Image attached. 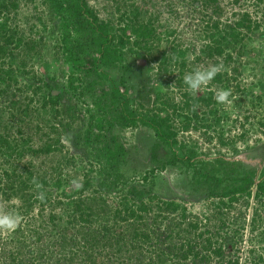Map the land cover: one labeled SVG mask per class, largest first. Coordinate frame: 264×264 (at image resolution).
Segmentation results:
<instances>
[{
	"label": "rangeland",
	"instance_id": "rangeland-1",
	"mask_svg": "<svg viewBox=\"0 0 264 264\" xmlns=\"http://www.w3.org/2000/svg\"><path fill=\"white\" fill-rule=\"evenodd\" d=\"M89 2L101 18H113L114 31H119L118 19L123 17L124 22H128L129 16L135 17L137 8L143 9L142 18L155 30L154 39L150 41L154 51L149 53L138 46H127L124 59L108 69L118 82L123 79L121 87L127 89L132 98L131 109L139 111L144 104L146 109L165 107L162 114H166L176 104L181 105L180 113L173 120L179 128L176 135L179 141L174 147L159 143L152 128L141 123L135 127L123 125L117 103L104 101L101 108L94 103V94L82 88L80 75L68 59L70 50L67 49H76V44L65 38L66 18L57 9L55 0H0V44L10 34L23 39V42L8 44L0 54V180L5 177L3 183L7 182L6 172L25 176L24 166L34 165L36 172L45 170L50 177L43 183V191L47 198H52L45 204L35 196L24 199L21 194L36 193L31 183L30 189L10 200L2 201L0 196V203L22 215L23 222L18 229L24 227L25 232L21 243L16 241L18 229L0 235V264H66V256L74 257L78 264H92V258L95 264H137L138 259L127 253H112L102 248L88 251L80 243L81 238H76L77 244L72 240L77 227L70 226L69 231L66 230L69 217L75 213L74 204L77 205L76 185L82 182L89 162L95 159L107 165L106 157L96 151L104 144L94 142L91 148L85 143L84 136L93 115L95 119H103V127L97 130L102 132L105 142L122 145L125 152L117 159L115 170L120 174L119 179L115 174L111 177L101 173L99 165H95L91 174L95 181L87 194L105 191L114 205L124 194L138 202L136 194L128 193L131 187H136L144 200H150L152 209L143 213L140 223L142 229L153 226L152 238L145 240L139 249L146 261L154 262L158 254L170 252L166 243L169 219L178 222L184 216L180 235L175 233L176 244L190 241L200 255L192 253L183 258L178 247L175 254L166 256L158 264H173L179 260L180 264H264V191L258 187L264 182V0ZM79 26L73 21L69 28L78 40L88 35L81 33ZM127 34L134 37L131 27L127 28ZM222 36L227 38L223 43L225 52L209 56L207 49ZM30 38L39 41L34 50L25 47V40ZM174 46L184 51L185 56L177 57ZM241 48L243 53H240ZM232 50H237L238 54ZM219 63L224 66L221 73H227L228 78L224 82L214 79L209 88L196 97L214 99V92L210 90L213 86L231 89L232 104L221 105L214 99L211 106L203 103L185 106L188 91L186 86L180 87L179 78L197 65ZM72 80L75 91L70 88ZM38 84L43 89L27 107L28 97L34 95L32 91ZM94 91L99 93L98 85ZM158 92L165 95L163 99L168 98V105L159 99ZM44 95L54 96L56 102L44 107L40 98ZM188 113L193 118L190 125L186 124ZM50 124H54L57 131L50 132ZM24 137H31L30 144L34 147L47 139L59 138L61 143L51 154L39 156L19 155L1 145L3 138L16 143ZM183 144L186 147L183 148ZM84 146L89 150L87 154L81 153ZM188 147L196 152L193 164L187 160ZM70 155L76 158L72 165L64 163ZM175 157V163L168 162ZM247 176L253 178L251 186L247 185ZM239 187L245 189L236 191ZM159 201L176 202L181 209L169 212L168 220L156 226L152 220ZM31 203L32 210L26 214L21 207ZM194 223L199 226L197 230L191 227ZM29 224L37 229L26 231ZM40 224L45 226L38 227ZM63 233L72 240L64 250L59 246ZM132 233L130 228L126 238ZM115 238L111 236L106 243L113 244ZM208 238H211V247L206 243ZM130 245L137 246L134 241ZM46 247L49 251L45 253L52 257H42L37 262L35 256ZM218 247L220 254L216 252Z\"/></svg>",
	"mask_w": 264,
	"mask_h": 264
},
{
	"label": "trees",
	"instance_id": "trees-1",
	"mask_svg": "<svg viewBox=\"0 0 264 264\" xmlns=\"http://www.w3.org/2000/svg\"><path fill=\"white\" fill-rule=\"evenodd\" d=\"M55 1L58 6L57 9L63 12V16L66 18L64 25L65 38L70 41L73 40L76 44V49H73V47L67 49L70 50L68 59L73 62L75 71L80 75L78 80L82 82V88L92 95L94 94V103L98 105L99 108L102 107L104 101L111 100L113 103H117L119 109L118 117L123 125L135 127L138 125V123H141L145 126H148L156 132L157 137L160 139L159 143H165L170 147H174L179 141L176 136L177 130L179 128H177L173 120L175 119V115H177V113H180L179 109L181 108V105L176 104L175 106H173L172 110L168 109L166 114H162L164 113L163 110H165V107L146 109L145 105L142 104L140 105L139 111L137 109H131L130 101L132 98L129 96L128 90H122L121 87L123 85V79L118 82V80L114 76H112L111 72L108 69V67L110 66L118 65L121 60L124 59V49L127 46L128 48H134V46H138L139 48L146 49L145 51H149V53H151V51H154L153 49L155 48H151L150 41L154 39L153 33L155 30L151 27L148 20L142 18L143 9L137 8L136 12L134 13L135 17L132 18L129 16L128 22H124L123 17L120 20L118 19V22L120 23L119 31H117V29L116 31H114L113 18H101L97 13V10L91 6L89 2L90 0H70L66 4L64 2H61L62 0ZM211 1L217 2L218 0ZM73 21L77 25H80L79 31H82L81 33H88L85 38H80L78 40V38L74 37L69 31V28L71 27ZM257 25L259 26V24ZM215 26L217 27L218 25L215 24ZM129 27H131L134 37L127 34V28ZM234 35H236V33ZM14 41H19L20 43L23 42V39H18L13 34L8 35L5 38V42L3 44H0V54L1 52H4L6 50L8 44L15 43ZM38 42L33 38H30L25 40L24 44L27 49L34 50L36 49ZM224 42H227V38L225 36H222L219 38V40H216L215 44L211 45L207 49L209 56H220L222 53H224ZM176 47L177 46L173 47L176 56H185V52L178 50ZM232 51L238 54L237 50ZM243 52L244 49L240 51V53ZM230 58H233V56H230ZM153 59H156V57H153ZM182 65L185 66L186 63L183 62ZM236 70L237 68H235V71ZM226 75L227 73L224 75L223 73H220L216 76L215 79L224 82L228 78L226 77ZM178 81L180 87L185 86L183 77L179 78ZM227 82H229V80H227ZM74 85V81L72 80L70 83V88L75 91L77 88ZM97 85L99 86V93L94 91ZM41 87V84H38L34 87V90L32 91L34 95L32 97H28L29 102L26 104L28 105L27 107H29V105L33 101H36L35 96L41 91V89H43ZM185 96L188 98L185 106L188 107L191 106V103H203L207 106H211V104L214 102L212 96L193 97L190 96L188 92L185 93ZM158 97L159 99H162L165 105H168L169 101L166 100L168 98L163 99L165 95L158 92ZM40 98H42V104L44 105V107L48 105V103L50 104L56 102L54 96L46 97L44 95ZM16 103L17 102L15 101L14 104ZM186 118L188 119L186 124L190 125V121L193 119L192 116H190V114L188 113ZM102 120V118L95 119L93 115L86 129L84 138L85 143L87 145H91V148L94 142H102L104 144L103 146L97 148L96 151L98 155L102 154L106 157L107 165L105 163L97 162L95 159L91 160L89 162V167L86 168V172L83 173L82 182L76 185L75 190L77 191V193H79L77 197L78 200L76 201L77 205L74 204L75 208L73 209L75 213L69 217L71 218V220H69L68 225L66 226V230L68 231L71 227H77V234H73V238L71 237L72 240L77 244L78 240H76V238H81L80 243H82L88 249V251L91 250L92 252H94V250L98 248H102L107 249L112 253H127L131 258L136 257V259H138L137 264H158L159 262L164 261L166 256H172L173 254H175V249H177L178 247L181 248L180 250L182 252L180 255L183 258H188L192 253L196 254V256H199L201 252H198L194 248V244L190 241L184 240V243H181L180 245L176 244L177 238H175V233L176 235H180L181 233L180 225L182 223V220L185 219L183 216V219L178 222L176 220L169 219V224L167 225L168 238L166 239V243L169 244L170 252H163L158 254L157 260L154 262L146 261L145 254H142L139 249L142 248L140 247V245L145 242V240L148 241L150 238H152L151 235L153 234L151 233V229H153V226L150 225V228L148 227V229H142L140 223L144 216L143 213L150 212V210L152 209L150 207V200L149 202L144 200L142 192L137 190L136 187H131L128 193L136 194L138 196V202L134 200L135 198L131 200V198H129V195L124 194L121 196L120 201H117L118 204L114 205V200L108 198L105 194V191L101 192L98 190L94 195H92V193L87 194L88 190L91 189V185L95 181L94 177L91 176L92 172L95 170V165H99L101 170L100 172L106 173L107 176L112 177L115 174L117 176V179H119L120 177V174H117V170L115 169L117 168V159L119 155L125 152V149L122 145L114 146L105 142L102 132L97 130L103 127ZM57 129L58 128L54 124H50V132H55L57 131ZM47 134L48 132H45V135ZM31 141V137H24L20 140V142L16 143L8 138H3L1 145H4L15 152H18L19 155L22 154L24 156L28 153H32L36 156H39L41 154H51L56 150L58 144L61 143V140L59 138H56L54 140L47 139L39 146L34 147L32 146V144H30ZM182 147H186V144H183ZM188 149L189 151L187 160L188 162L192 163V158L194 157L196 152L192 148L188 147ZM88 151H86V147L84 146V151H81V153L87 154ZM156 155L157 153L155 152V156ZM176 159L177 157H175L174 160H168V162L175 163ZM75 160L76 158L73 155H70L69 157L67 156L64 163L72 165ZM24 167H26L27 172V175L25 176L21 177V175H18L17 177L15 174L10 175L9 172H6L7 182L3 183V179L5 177L1 178L0 196L2 198V201L10 200L12 196L18 194L19 192L25 193L26 189H30V183L33 176L38 177V179L42 183H46L50 179V177H47V172H45V170L36 172L34 165H26ZM27 167H32L33 170H28ZM199 173L205 175V173L201 171H199ZM246 179L248 182L247 185L251 186L254 182L253 178L247 176ZM29 180L30 182H28ZM115 181L111 183H114ZM258 187L262 191H264V182L261 181ZM244 189L245 188L239 187L235 190L243 191ZM29 193L30 194L21 195L22 197H24V199L35 196V193ZM50 201H52V198L48 197L46 199V202L42 204L48 203ZM152 201H155L154 197L152 198ZM32 203H34V201H32ZM32 203L31 205L28 204L27 206L21 207V209H25L24 211L26 214L30 213V211L32 210ZM152 204L154 205V203ZM179 209H181V207L176 202L159 201L157 212L154 213L156 215H154L152 222L156 226L162 224L164 220H168L167 215H169V212H175ZM138 210L140 211V213ZM51 218L54 219V214H52ZM37 226L44 227L45 225L40 224ZM31 227L32 226L29 224L28 226H26L25 230L31 231L33 229L34 231L35 229H37V227ZM191 227L197 230L199 226L197 223H194ZM130 228L133 229V233L129 236L130 238H126V235L128 234ZM17 234L18 236L16 241L21 243V238L23 235H25L24 227L18 229ZM78 234L80 235V237L77 236ZM111 236L116 237L115 242H113V244H107L106 239L110 238ZM61 239L62 242H60L59 246H61L64 250L67 246H70L72 240L65 233H63ZM131 241H134L135 245H137L138 247H131ZM206 243L208 247H211V238H208L206 240ZM48 251L49 249H47V247L42 249L41 251H38L39 255H37V257L35 256V260L37 262H40V259L42 257L50 259L49 257H52V255L45 253ZM216 252L220 254L221 248L218 247L216 249ZM22 253L23 252L21 251V254ZM178 257L179 259H182L180 256ZM65 260L67 261L66 264H78L74 260V257L67 258L66 256ZM90 262L92 264L96 263L94 258L90 259ZM173 264H180V260L176 263L174 262Z\"/></svg>",
	"mask_w": 264,
	"mask_h": 264
},
{
	"label": "clouds",
	"instance_id": "clouds-1",
	"mask_svg": "<svg viewBox=\"0 0 264 264\" xmlns=\"http://www.w3.org/2000/svg\"><path fill=\"white\" fill-rule=\"evenodd\" d=\"M189 60L191 57L188 58ZM224 71L223 64H209L207 66L197 65L191 71L186 72L183 82L188 93L195 97L199 92L208 89L212 81L218 74ZM214 92V99L218 104L230 106L232 104L231 89H216L214 86L210 89ZM195 107V106H194ZM31 184L36 190L35 199L41 203L46 202V193L43 191V183L38 177L33 176ZM23 217L19 211L10 209L7 205L0 203V235H6L15 232L22 224Z\"/></svg>",
	"mask_w": 264,
	"mask_h": 264
}]
</instances>
